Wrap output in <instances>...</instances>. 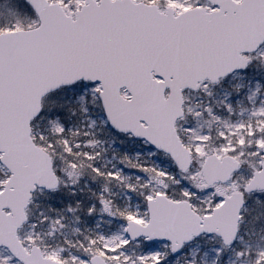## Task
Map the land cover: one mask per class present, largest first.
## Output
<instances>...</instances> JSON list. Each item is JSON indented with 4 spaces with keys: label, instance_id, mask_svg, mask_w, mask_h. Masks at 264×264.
<instances>
[{
    "label": "snow or ice",
    "instance_id": "snow-or-ice-1",
    "mask_svg": "<svg viewBox=\"0 0 264 264\" xmlns=\"http://www.w3.org/2000/svg\"><path fill=\"white\" fill-rule=\"evenodd\" d=\"M0 264H264V0H0Z\"/></svg>",
    "mask_w": 264,
    "mask_h": 264
}]
</instances>
